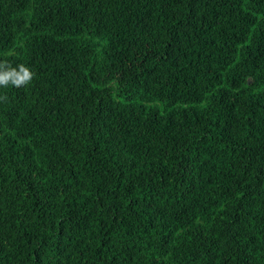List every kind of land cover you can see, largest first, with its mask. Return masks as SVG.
Here are the masks:
<instances>
[{
	"label": "trees",
	"instance_id": "16d2710c",
	"mask_svg": "<svg viewBox=\"0 0 264 264\" xmlns=\"http://www.w3.org/2000/svg\"><path fill=\"white\" fill-rule=\"evenodd\" d=\"M0 264H264V0H0Z\"/></svg>",
	"mask_w": 264,
	"mask_h": 264
},
{
	"label": "clouds",
	"instance_id": "9594fccd",
	"mask_svg": "<svg viewBox=\"0 0 264 264\" xmlns=\"http://www.w3.org/2000/svg\"><path fill=\"white\" fill-rule=\"evenodd\" d=\"M33 78L34 73L24 64L12 67L6 61L0 62V88H6L9 85L21 88L29 85ZM0 99H6V97H0Z\"/></svg>",
	"mask_w": 264,
	"mask_h": 264
}]
</instances>
